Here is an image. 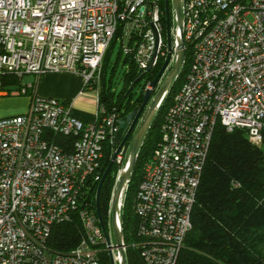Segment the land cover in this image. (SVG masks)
Instances as JSON below:
<instances>
[{
	"label": "built area",
	"instance_id": "built-area-1",
	"mask_svg": "<svg viewBox=\"0 0 264 264\" xmlns=\"http://www.w3.org/2000/svg\"><path fill=\"white\" fill-rule=\"evenodd\" d=\"M172 13L176 22L173 7ZM181 13L182 30L175 25L170 50L161 0H0V97H30L28 110L0 117V264H101L102 252L115 255L86 187L99 179L105 143L114 142L118 128L97 86L119 28L123 52L143 69L155 52V31L153 66L171 53V68L180 37L193 52L134 207L146 264H176L193 227L216 124L246 128L255 145L264 136V0H181ZM61 72L83 78L81 95L97 91L95 119L77 116L72 100L34 92L43 75ZM26 75L36 81L24 84ZM59 137L71 138L70 150ZM75 214L82 222L79 244L54 251L53 227Z\"/></svg>",
	"mask_w": 264,
	"mask_h": 264
},
{
	"label": "trees",
	"instance_id": "trees-1",
	"mask_svg": "<svg viewBox=\"0 0 264 264\" xmlns=\"http://www.w3.org/2000/svg\"><path fill=\"white\" fill-rule=\"evenodd\" d=\"M161 8L166 32L165 0H161ZM170 14L172 22V9ZM120 34L119 28L104 56L101 82L97 86L100 103L105 105L107 113L117 114V124L119 119L141 106L146 87L156 78L165 62V57H161L151 70L143 69L133 55L123 52L122 47L116 60L111 62L110 52ZM192 56L193 52L187 46L184 65L157 110L124 193L121 225L127 264H146L139 246L143 239L138 234L139 218L134 208L136 195L144 165L160 138L164 114L184 83ZM120 64L125 70L121 77L123 85L117 90L113 78ZM133 133L124 143L122 152ZM58 143L67 150L71 148L70 137H59ZM117 147L109 140L105 143L99 179L91 178L86 187V201L98 217L99 209L107 230L116 187V161L106 175L99 195L98 188ZM191 219L193 227L186 235L176 264H264V136L263 143L255 145L246 128L236 127L229 131L220 122L216 124ZM81 235L82 222L75 214L70 221L53 227L48 243L54 251L66 253L77 247ZM100 262L111 264L108 251L100 254Z\"/></svg>",
	"mask_w": 264,
	"mask_h": 264
},
{
	"label": "water",
	"instance_id": "water-1",
	"mask_svg": "<svg viewBox=\"0 0 264 264\" xmlns=\"http://www.w3.org/2000/svg\"><path fill=\"white\" fill-rule=\"evenodd\" d=\"M166 3V14H167V23H166V34H167V42L169 49H172V31H171V9L173 7L177 21L176 24L181 28L182 30V13H181V0H165ZM172 6V7H171ZM156 34V46H155V52L153 54V57L147 66L146 70H151L153 67V62L156 59L157 52H158V33L155 31ZM186 57V49L184 45L183 38L180 37L178 40V47H177V57L174 62V65L171 68L170 73L167 75L164 82L159 85V82L164 75L165 71L168 68V64L171 60V53L166 58L163 66L161 67L158 75L156 78L149 83V85L146 87L144 92V98L141 106L139 108H134L131 112H129L125 118H121L118 120V128L115 132L114 137V143L118 145L116 150L114 151L112 155V160L106 169V172L104 173V176L99 184L98 188V195L101 190L103 181L110 171L112 165L117 159L118 154L121 152L125 141L130 137V135L135 130V127L141 118V121L139 123L138 129L134 135V141L131 148V152L129 155L128 162L126 163V166L124 167L123 171L121 172L119 176L118 184L113 192L112 200H111V213H112V225L114 229L115 234V243L114 247L117 250L118 255V264H127L126 260V252H125V243L123 239V232H122V225H121V199L124 195L125 189L128 185V182L130 181L131 175L134 171L137 157L139 150L143 144L144 138L146 137V134L151 126V123L157 113V110L164 99L166 93L169 91L171 86L173 85L174 81L178 77L185 61ZM157 90L156 94L154 92ZM154 94V95H153ZM151 100V101H150ZM150 102V103H149ZM148 106V107H147ZM147 107V109H146ZM146 109V110H145ZM145 110V112H144ZM144 112V114H143ZM143 114V115H142ZM100 222L102 225V228L106 234L107 240L109 245H112V240L109 231L107 230V227L102 220L100 216V212L98 209ZM111 256V264H116V259L114 252H110Z\"/></svg>",
	"mask_w": 264,
	"mask_h": 264
},
{
	"label": "crops",
	"instance_id": "crops-1",
	"mask_svg": "<svg viewBox=\"0 0 264 264\" xmlns=\"http://www.w3.org/2000/svg\"><path fill=\"white\" fill-rule=\"evenodd\" d=\"M83 78L80 75L61 72L45 74L37 82L34 92L44 96H53L64 100L74 101V113L84 120H93L96 112L88 114L78 111L75 108L76 100L85 96L80 94L83 88ZM30 105V97L22 99H7V96L0 97V117L13 113H22L28 110Z\"/></svg>",
	"mask_w": 264,
	"mask_h": 264
},
{
	"label": "rangeland",
	"instance_id": "rangeland-1",
	"mask_svg": "<svg viewBox=\"0 0 264 264\" xmlns=\"http://www.w3.org/2000/svg\"><path fill=\"white\" fill-rule=\"evenodd\" d=\"M176 25V22L174 20H172L171 22V31L173 33V30H174V27ZM120 48H121V42L119 40H116L114 42V45H113V48L111 49V62H114L118 56V52L120 51ZM171 68L172 66L174 65V62H171ZM171 68H167V70L165 71L164 75L162 76L160 82H159V85L160 86L164 80L166 79L167 75L170 73L171 71ZM125 70V67L120 64L118 66V70H117V73L116 75L114 76L113 80H114V86L117 90L121 89L122 85H123V81L121 79L122 77V73L123 71ZM41 79V78H40ZM36 79H35V76L34 75H26L24 76L23 78V83H33L35 82ZM12 88H19L20 86H11ZM86 95L85 96H81L79 97L77 100H76V103H75V108L78 110V111H83V112H86L88 114H93L96 112L97 110V99H96V94H97V91L96 90H90L88 89L86 91ZM29 97V95H25V94H21V95H8L7 96V99H24V98H27ZM13 114H17V113H13ZM138 129V125H137V128L135 130V133ZM135 133H133L132 137L130 138V140H128V143H127V148L125 150H123V153H119V156L116 160V165H117V173H116V186L118 184V181H119V176L121 174V172L123 171L124 167L126 166V163L128 162V159H129V155H130V152H131V148H132V145H133V141H134V135ZM116 188V187H115ZM109 233L111 235V239L112 241L114 242L115 241V234H114V229H113V225H112V213H111V218H110V223H109ZM115 243V242H114ZM117 250L115 249V259H117ZM118 264V262L116 263Z\"/></svg>",
	"mask_w": 264,
	"mask_h": 264
},
{
	"label": "flooded vegetation",
	"instance_id": "flooded-vegetation-1",
	"mask_svg": "<svg viewBox=\"0 0 264 264\" xmlns=\"http://www.w3.org/2000/svg\"><path fill=\"white\" fill-rule=\"evenodd\" d=\"M147 107H148V106H147ZM146 109H147V108H146ZM146 109H145V110H146ZM145 110H144V112H145ZM144 112H143V114H144ZM143 114H142V115H143ZM140 121H141V118L139 119V121H138V123H137L138 126H139ZM137 125H136V127H135V130H136V128H137ZM133 132H134V131H133ZM126 141H127V140H126ZM126 141H125V142H126Z\"/></svg>",
	"mask_w": 264,
	"mask_h": 264
}]
</instances>
